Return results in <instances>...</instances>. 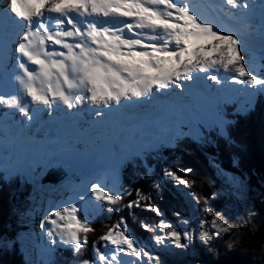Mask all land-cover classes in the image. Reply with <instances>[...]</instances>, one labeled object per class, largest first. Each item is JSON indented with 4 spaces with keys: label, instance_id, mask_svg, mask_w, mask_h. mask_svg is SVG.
I'll return each mask as SVG.
<instances>
[{
    "label": "snow or ice",
    "instance_id": "obj_1",
    "mask_svg": "<svg viewBox=\"0 0 264 264\" xmlns=\"http://www.w3.org/2000/svg\"><path fill=\"white\" fill-rule=\"evenodd\" d=\"M224 3L242 10V17L259 7L264 20V0L259 5L252 0ZM243 43L236 31L221 29L205 18L194 0H6L0 8V62L6 57L14 60L17 72L13 79L18 87L12 94L0 91V106L18 110L31 122L30 104L44 106L51 116L55 106L71 110L87 101L94 106L93 114L103 118L108 115L105 109L119 108L125 101L150 99L154 93L175 89L183 92L186 83L199 78L198 73L210 71L229 73L232 83L247 86L251 89L248 95L255 97L264 94V75L246 58ZM207 78L221 83L217 75ZM182 171L183 176L165 170L164 176L187 187L192 183L186 178L192 169ZM90 195L111 206L109 211H119L131 192L94 182ZM136 196L126 207H140L142 201L150 200L139 190ZM85 199L79 196V201ZM144 209L163 215L152 203H145ZM45 219L52 243L58 237L76 253L87 247V234L94 229L84 204L57 206ZM218 220L219 216L210 222L217 232ZM207 223L199 221L204 229L199 233L201 240L210 236ZM141 227L162 232L153 237L159 246L171 241L182 249L186 247L182 240L191 242L194 236V231L181 233L163 220L155 227ZM100 239L114 251L109 256L94 246L95 260L85 259L82 264H161L160 257L128 231L123 218ZM122 255L134 259L122 260Z\"/></svg>",
    "mask_w": 264,
    "mask_h": 264
},
{
    "label": "rangeland",
    "instance_id": "obj_2",
    "mask_svg": "<svg viewBox=\"0 0 264 264\" xmlns=\"http://www.w3.org/2000/svg\"><path fill=\"white\" fill-rule=\"evenodd\" d=\"M3 5H6V0L3 1ZM214 5L215 6L211 7L218 11L214 12L212 9L209 10L211 7L208 6L209 8L207 10L210 12V15L206 18L213 21L217 27L226 30V25L231 24L222 17V15L225 14L223 10H229L231 7L226 5L224 0H218ZM247 17L255 18L256 15L250 12ZM234 18L235 20L238 19L239 15H236ZM252 27V31L264 41V23L259 21L256 26L252 25ZM242 29H244V27L240 28L239 31ZM242 46H246L247 48L245 54L246 58H250L257 68V71L261 75H264V67H261V65H264V47L253 51L249 49L248 45ZM15 72L16 70L13 69L12 73L14 74ZM211 82L216 84L214 81ZM224 89L225 88H222V96L217 101L218 105L213 106V110L217 116L211 121H205L202 114L196 110L190 109L189 105L186 103L181 104V106L184 105L183 110H180L181 106L176 104L175 109L177 110L175 111H178V114L175 113V116L177 118L172 117L169 119L166 117H158L155 121L146 122L144 125L147 128L146 131H149L147 135H142L141 138L139 137L135 142V146L129 151L116 153L117 150L115 149V155L118 158L109 154L110 150H114L113 147L99 151L84 148L82 154H75L74 161L66 157L64 155L65 153H54L55 156L48 161L45 159V156L49 153V150L52 149V144H48L46 148L44 147L40 152L36 153L31 158L29 165L24 167H8L0 158V173H5L9 180L21 177L34 184L31 194L26 199L29 202L26 211L21 214L22 219H24L25 227V230L20 234L21 247L24 249L22 251H25L26 245H29L28 254L26 256L28 260L27 264L58 263L59 261H56L57 251L64 250V253L67 252V249L71 248L69 245H59L54 249L47 250V260L39 258L41 255L40 252L45 251V249H41L38 241L44 246L42 242L43 235H47L45 229L50 227V225L45 223L46 220L43 218L45 216H38L35 221V214L38 209L41 210V208H43V205L46 209L53 206L51 205L52 199H50V192L53 191L54 195L55 191H57L60 186L84 185L87 182H91L93 178L98 177H100V182L104 183L109 188L115 187L117 191L128 192L123 182L124 177H126V175L135 177L140 172L146 171L145 168L140 166V158H143L145 161L156 162L158 158L152 160L150 155H157L158 152L162 153L160 150L172 146V143L181 135L190 137L197 142H210L213 139L212 132H214V130L217 133L218 128H220L221 130L219 133L221 135L225 134V127L228 125L230 117L235 114H247L255 111V106L258 102L257 98L259 99V97L264 95L259 94V97L256 95L257 98H255L256 96L251 98V107H249V103L245 104L247 98L241 96L243 94L236 93V95H229V93H227V96L224 95L223 97ZM184 92L186 93V90L183 92L179 91V93L185 94ZM244 95H246V93ZM188 99H190V97L186 98L185 101ZM185 111L187 113H185ZM0 114L3 113L0 111ZM180 116H182L181 119H178ZM77 117H79V115ZM79 118L81 119V117ZM22 124L24 125V119H22ZM65 129L67 130V128ZM23 130L27 131L25 127ZM52 150L54 151V149ZM109 157H112L113 160H109ZM105 162H107V167L104 166ZM134 163H138V165L134 167ZM57 172L64 173V178H62L61 181L58 183L51 181L46 182L45 177L48 174H57ZM152 173V171L147 172L150 176L153 175ZM229 176L231 177L232 183H234L235 194L239 203L231 206L227 211H223L216 215L214 219L219 216L218 223L220 224V230L218 232L211 227L210 222L213 219L209 221L200 216L197 197L183 185H176V188L181 192V196L187 202L189 209V219L186 220L188 223L185 224L186 227H184V230L194 231L193 240L191 242L182 240V243H184L186 247L181 249L176 248L171 241H166V246H159L156 245L155 242L149 245L141 239H137L146 246V250L150 251L154 256L160 257L161 264H264V206L259 208L257 201L251 196V192L247 185L242 183L243 180L239 179L238 175ZM46 195H48V199L45 198ZM60 200L63 206H66L68 199L62 196ZM38 202L40 206L36 207ZM86 203L84 206L86 207L90 222L92 218L100 214L108 215L116 211H109L111 206L101 201ZM77 204L79 206L82 203L78 202ZM58 206L61 205L58 204ZM118 207L121 209L120 205ZM55 209L56 208H54V210ZM43 211L45 212V210ZM81 214L84 215L85 213L82 212ZM201 220L208 221L205 225V228L210 232V236L207 240H201L199 235V233L204 230L199 226V221ZM41 224H44V229L41 228ZM107 225H111V223L109 222ZM99 242H102L101 245L103 246L101 251L110 256L114 249L110 245H106V242L103 240ZM121 259L130 261L134 258L122 255ZM93 260H95L94 253ZM69 264H82V262H73Z\"/></svg>",
    "mask_w": 264,
    "mask_h": 264
},
{
    "label": "trees",
    "instance_id": "obj_3",
    "mask_svg": "<svg viewBox=\"0 0 264 264\" xmlns=\"http://www.w3.org/2000/svg\"><path fill=\"white\" fill-rule=\"evenodd\" d=\"M225 129L226 133L223 135L219 133L220 128L217 133L214 130L210 142H197L181 135L172 146L160 150L162 153L150 155L152 160L158 158L156 162L140 158V166L146 171L140 172L135 177L128 175L124 177L126 190L131 192V195L126 196L120 204V211H113L108 215L100 214L92 218L90 223L94 231L87 234V247L81 248L78 253L74 252L72 247L64 253V250H58L56 261L59 262L51 264L93 260L94 246L103 249L102 242H99L100 237L121 218L124 219L130 233L149 245L154 243L153 237L161 235L162 232L159 229L155 232L145 231L141 227L142 224L155 227L163 220L172 223L176 230L183 233L186 227L183 221L189 219L188 205L176 188V182L164 176L165 170H173L183 176L182 169H192L186 177L192 183L184 187L197 197L200 216L209 221L239 203L234 183L229 175H238V178L243 180L242 183L247 185L259 208H262L261 206H264V95L259 97L255 111L232 115ZM137 165L138 163L133 164L134 167ZM148 171H152L153 175H148ZM62 178L64 173L57 172V174H48L45 180L58 183ZM157 183L160 184L159 188L155 187ZM33 187L31 181L21 177L9 180L5 173H0V264L28 262L26 256L29 245H26V250L22 251L24 249L20 241V234L25 230L21 214L26 211L29 204L26 199ZM137 190L144 196L150 197V200L142 201L140 207H126L130 201L137 199ZM145 203L157 206L163 215L158 216L154 212L146 211ZM207 209L212 210L211 214ZM109 222L111 225H107Z\"/></svg>",
    "mask_w": 264,
    "mask_h": 264
},
{
    "label": "bare ground",
    "instance_id": "obj_4",
    "mask_svg": "<svg viewBox=\"0 0 264 264\" xmlns=\"http://www.w3.org/2000/svg\"><path fill=\"white\" fill-rule=\"evenodd\" d=\"M3 1L4 0H0V8L6 6L3 5ZM217 1L218 0H194L195 3L200 5V11L202 15L205 16V18L210 15V12L207 9L211 6H215L214 3ZM252 2H254L256 5H259L262 0H252ZM211 9L214 12L218 11L214 10L213 7L209 8V10ZM223 11L225 14H223L222 17L231 24L226 25V30L236 31L244 42L243 45H248L249 49L253 51L257 50L258 46L264 47V41H262L260 39L261 37L252 31V25L256 26L259 21L264 23V20L261 19L259 7H256L254 11H251L256 15L255 18L242 17L240 15L242 10L240 9H229ZM231 13L239 15V18L236 19L238 21L235 20ZM243 27L244 29L239 31V29ZM12 47L15 46L13 45ZM13 69H15L17 72L15 62L11 58L6 57L2 62H0V91L12 94L18 87L15 80L13 79ZM197 75L199 77L197 80L185 84V94L179 93L180 90L175 89L170 92L154 93L153 97L150 99L145 98L140 101H125L123 105L126 107V109L132 108V110H129V112L126 114L124 118L125 122L122 123L124 124L122 126L120 123H116L114 120L106 118L107 116L103 118L98 117L99 121L101 122L99 124L90 122L88 116L91 114V117H94V106L90 105L87 101H84L81 105L71 110H68L63 106H55L56 110L52 112L51 116L47 115V111L49 110L45 109L44 106L30 104L29 106L32 109H40V112L42 113V120L32 128H26L27 131H24L23 128L26 126L28 121L27 118L19 113L16 109L0 106V111L4 114H0V158L2 162L8 167H24L29 165L31 158L36 153L40 152L44 147L46 148L48 144H52V149L55 151L54 152L52 149L49 150V153H47L45 156V159L48 161L55 156L54 153H65L64 155L66 157H68L71 161H74L75 154H82L84 148L99 151L113 147L114 150H110L109 154H112L115 156V158H118L115 155V149L117 150L116 153L121 151H129L135 146V142L139 137L141 138L142 135H147V132L149 131H146L147 128L144 125L146 122L149 123L155 121L158 117H166L169 119L172 117L177 118L175 116L178 114V111H175L177 110L175 109L176 104L181 106L182 103H186L189 105L190 109L198 111L203 115L204 120L209 122L217 116L213 110V106L218 105L217 101L222 96V88H225L223 90L224 97L226 90L235 89L236 84L232 83L231 80H225L224 75L230 76V74L224 71H210L208 73H198ZM210 75H217L221 80V83H212L211 80L207 78ZM236 93L242 94V92L237 91L232 95H236ZM241 96L244 98V95ZM188 97H190V99L185 101V99ZM25 99L27 100V98ZM148 101H151V103H148ZM156 101L159 104L162 101V106H157L159 109L158 116H155L153 113L154 111H151L152 107H150L151 105L155 104ZM123 105L119 108L114 105L112 107V114L124 115L125 109ZM135 107L142 108L140 114L135 112ZM183 109L184 105L181 106L180 110ZM107 110L108 109H105L104 111L107 112ZM185 113L187 112L185 111ZM76 115H80L81 119ZM181 117L182 116H180L178 119H181ZM144 118H146V120H144ZM22 119H24V125L22 124ZM127 119L130 120V122H128ZM135 119L140 122L139 125H132L134 122L131 120ZM65 128H67V130ZM109 160L112 161L113 158L109 157ZM107 162H105V167H107ZM94 182H100V177L93 178L91 182H87L84 185L60 186L58 187L57 191H55L54 195L53 191L50 192V199H52L51 205L53 206L46 209L43 205L41 210L38 209L35 214V221L38 216H45L43 218H46V216L51 211H54V208H57L58 204L63 206V203H61L60 200L62 196L68 199L67 204L73 202H79L82 204H85L86 202H97L90 195V185ZM81 195H85L86 197L85 201L83 202L79 201V196ZM45 198L48 199V195H46ZM39 206L40 203L38 202L36 207ZM43 210H45V212ZM45 223L47 222L45 221ZM55 239L56 243H52L47 235H43L42 242L44 246L40 244V241H38V244L41 246V249L44 248L45 251L40 252L41 255L39 258L47 260L48 249H54L59 245H63L59 241L58 237Z\"/></svg>",
    "mask_w": 264,
    "mask_h": 264
}]
</instances>
